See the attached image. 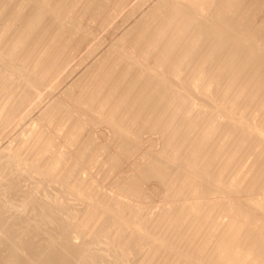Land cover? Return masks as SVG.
<instances>
[{"label": "bare ground", "instance_id": "1", "mask_svg": "<svg viewBox=\"0 0 264 264\" xmlns=\"http://www.w3.org/2000/svg\"><path fill=\"white\" fill-rule=\"evenodd\" d=\"M17 1H19L17 7L14 8V0H0V135L14 123L18 116H21L20 120L27 117L29 113L27 107H41L48 96L44 95L47 87H50L51 91L56 89L59 81L57 77L69 65L71 57L66 56L69 53L68 49L72 47L71 43L75 42V35L68 38L63 37L64 31L65 33L70 32V29L65 27V17L78 18L77 21L80 23L83 18H80V15L78 17L80 10L78 3L85 10L92 9L98 3L97 0ZM108 1L113 2L114 10L117 11L115 14H118V11L124 9L123 7L130 2V0ZM242 1L160 0L157 5L162 8V11L161 15H157L158 24L152 28L148 27L147 21L145 22L144 26L148 27L146 28L148 33H145L149 41L148 39L142 40L143 44L147 41L144 51L142 48V57H139V60L134 59L135 63L132 64L133 66L130 65L131 68L126 71V76L129 73L128 79L130 76L133 78L130 77L132 80L126 84L127 91L124 92L125 88H123L124 93L121 91L122 85L124 86V83L128 81L125 71L123 75L127 80H124L122 75L118 77V72L116 75L118 79L123 78L122 82L114 76L115 81L122 83L119 86V82H116L121 88L122 95L117 89L116 91L114 87L112 88V85L111 93L112 90L116 92L114 91L112 95L108 90L109 93H107L108 86L106 87L107 96L119 97L121 95L117 98L118 101L116 98L113 99L115 104L111 102L110 105H113V108L109 109L112 111L109 112L105 106L107 113L103 109L105 99L104 104L94 107L98 104L95 103L97 99L93 98L94 95L96 97L98 89L94 90L96 92L92 96L91 93L94 91L85 87L86 91L90 90L89 93L92 91L90 95L86 91L85 93L94 99L88 96L89 99L85 101L82 97L85 104L89 106L86 111L93 115L97 113L99 118L97 115V118L91 115L92 120L97 121L96 127L104 126L105 123L110 133H116L112 136H121V143L123 146H128L125 147L126 151L129 150L127 154L122 151L126 154H123L126 160L129 158L126 162L130 163L125 164H130L127 170H133L136 173L124 177L114 175L120 178L118 181L116 177L118 183L113 182L115 178L112 179L116 185L115 191L106 192L108 190L101 188L103 186L95 180L97 178L92 177V180L94 179L99 186L101 185L99 187L95 184L99 187L97 188L94 185L95 181L89 177L92 174H87L88 171L86 172L88 177H77L78 171L84 167L80 166L81 163L77 164L75 155L71 157L70 147H67L70 150L68 151L63 145H67V140L73 143L71 147L74 143L75 146L77 143L79 145L81 141L84 148L93 144L88 138L91 132L84 135L88 129L85 124L89 125L87 119L91 117L88 118L90 114L80 107L83 100L77 103L83 111L81 113L79 110L78 114L88 113L86 123L80 120L84 118L79 116L80 118L77 119L79 125L75 124L70 127L71 125L68 124L65 127L66 123L62 120V126L57 124L59 119H63L61 115H64L62 110L65 111V107L62 104L60 106L63 109L57 107L56 102L52 100L43 107L40 117L42 121L40 127L47 135L53 133L54 130L58 132V129H54L56 127L54 123L60 126H58L60 131L61 127H64L63 132H66L68 128L69 133L74 128L76 131L72 130L70 134H75L71 136L68 134L73 141L69 140L67 135L64 138L61 135L62 132L57 135L65 140L60 145H57L58 139H54V136L46 135L48 139L42 135L37 137L38 125L31 127L30 137L17 140V143L20 142L19 145L16 143L4 148L0 157V250L6 249L8 254H3L4 256L0 254V264H264V197L260 198L264 194V91L256 84L258 69L262 67L260 64L264 65V42L259 45L258 40L246 41L249 33L246 31L248 33L246 35V32L245 34L241 32L246 38L243 34H238L237 29L240 30L241 27H232L236 29L234 31L237 35L235 32L236 36H233L234 34L231 36L229 32L231 29L224 27L225 25L229 27L233 21L229 23L230 25L223 24L227 23V18L230 20V16L236 10L235 16L239 12L242 13L240 10H245L242 5H245L248 0L247 2L244 0L245 4H242L244 3ZM259 1L254 2L253 0L254 5L252 6L255 10ZM255 3H257L256 7H254ZM249 5L251 6L250 3ZM249 9H247L248 16L251 17L250 14L253 15V12L256 13L257 10L251 13ZM94 13L96 14V11ZM151 14L153 15V12ZM235 16L231 19L235 20ZM238 17L241 19V15ZM240 19L239 22H241ZM245 19L242 20V24L246 22ZM256 19L259 20V18ZM215 20H219V23L223 21L221 23L224 26L222 27L221 23V27L219 26L221 30L218 23L217 26L215 25ZM248 26L251 27V23ZM75 27L74 25V29ZM246 27L244 29L249 30ZM222 29L229 31L227 34H222L226 32ZM244 29L241 28L242 31ZM75 33L78 35V32ZM141 33L139 32V36ZM37 35H40V38L36 39ZM141 35L144 36L143 33ZM137 36L135 35L136 40ZM199 42L203 44L204 49L201 51L203 53L198 48ZM80 44L82 46L83 41ZM138 51H133L134 55ZM123 58L124 62L127 61L125 59L131 61V58ZM218 59H223L224 63L218 65ZM255 64H259L260 67L256 68ZM115 65H113L114 68H116ZM108 66L107 64L109 71L110 69L115 70L112 66L110 68ZM102 69L99 71H104ZM98 73H93V76ZM107 74L109 75L110 72L107 71ZM107 74L103 78H106ZM112 74L115 75V73ZM92 79L91 82H93ZM96 84L97 82L95 85L87 84L89 86L87 87H94ZM108 85H110L109 82ZM244 90L251 93V99L257 102V107H260L256 119L250 118L251 114L247 110L248 103L242 100L241 94L245 92ZM71 91L69 90L68 94ZM73 95H75L74 92ZM80 95L76 96L80 97ZM111 97H106V99L111 100ZM101 99H98V102H102ZM109 99L108 102H110ZM72 100L74 99H69L70 102ZM88 100L89 104L94 101L92 105L90 104L91 107ZM198 106L204 108L202 110L204 116L201 120H198L199 118L193 113ZM55 108L62 110L57 109L59 114L53 113ZM49 114L53 116V118L50 117L54 124L53 131L50 132L47 131V126H44L45 118L50 119ZM59 116L62 118L58 119ZM69 117L67 116V119ZM91 126L93 127V124ZM146 132L158 135L160 146L158 150L151 149L156 146V142L144 139ZM117 139L112 142L117 143ZM92 140L90 141L94 142ZM145 142L152 144L146 148ZM30 144L38 149L42 148L37 153V160L25 154L26 146ZM114 145L117 146L118 143ZM120 145H118L119 148ZM82 149L77 148L79 158L82 155L81 160L90 164L88 160L94 156L95 150H90V152L89 148L86 149V153ZM73 150H75L74 147ZM99 150L102 152V149L99 148ZM99 152L96 151L97 154ZM101 152L100 156L104 154ZM110 152H107V155ZM114 152L116 153V150ZM83 154L87 155L84 156L88 157L87 160L84 159ZM97 154L94 156L97 159L91 158L92 163L100 159L96 156ZM123 155L118 159L120 161L122 159L121 162L124 163ZM116 157L108 155L106 158L112 168L111 173L119 163ZM251 157L253 165L250 170L246 169V171L244 164L247 159L251 160ZM110 158L116 159L115 168L113 162L111 166ZM96 164H94L95 168H97ZM103 164L98 168L104 169ZM109 165L105 169H108ZM119 165L121 166L122 163L117 166ZM120 166L119 168L122 167ZM253 166L255 168L259 166L258 171L253 173ZM86 167L90 168L89 165ZM108 171L109 169L105 171L107 176L110 174ZM100 175L105 178L104 175ZM150 181H159L162 187L165 186L163 191L166 188L165 191L168 193L166 198L162 195L166 199L165 202L173 199L172 203L176 205L170 207L172 204L170 203L168 205L170 208L161 207L156 213L148 211V208L154 204H151L153 199L150 198L151 206L145 207L146 202L149 203L146 197L150 196L146 193L148 189L145 186ZM151 184H148V188ZM111 186L113 188L114 185ZM154 189L156 188H152ZM160 190L157 188L154 192ZM240 191L247 192L248 196L250 193L251 196L247 197L248 200H243V194L240 197H238L239 193L236 194ZM164 192L159 193L165 194ZM222 194L227 195H224L226 200L224 196H221ZM126 195L132 199L135 197L137 200L132 202L133 200L129 198L131 201L128 202L129 199L125 200ZM175 197L177 200L174 201ZM144 199L146 202H142ZM165 202L162 203L163 206H166ZM219 227L224 240L217 247V250L222 248V253L216 255L213 254V248L203 247L202 244L206 239V233L211 228L218 230ZM77 238H81L80 243L74 242ZM113 254L114 257H111Z\"/></svg>", "mask_w": 264, "mask_h": 264}, {"label": "rangeland", "instance_id": "2", "mask_svg": "<svg viewBox=\"0 0 264 264\" xmlns=\"http://www.w3.org/2000/svg\"><path fill=\"white\" fill-rule=\"evenodd\" d=\"M99 1H100V3H99ZM104 3H103V2ZM106 1V2H105ZM159 1L160 0H145V1H143V0H130V2L126 5V7H123L124 9H122V10H119V11H121V13H119V11H118V14H115L116 12H115V10H114V7H113V2H109L108 0H97V4H98V6H97V4H95L93 7L95 8H98V9H93V7H92V9H93V11L95 12L96 11V14L92 11V9L90 8L89 10H85L84 8H83V6H80V3H78V7H79V12H78V17H79V15H80V18H83V21L81 20V22L79 23V21H77V19L78 18H75V17H71V19H69L68 17H65V27L66 28H68V29H70L69 31L70 32H66L65 33V31H64V35H63V37H65V38H68V37H70L71 35H75V42H73V43H71L72 44V47H74V48H70V49H68V54L66 55V56H69V57H71L70 58V61H69V65L67 66V67H65V69L62 71V73L59 75V77H57V81H58V84H57V86H56V89L55 90H53V91H51V89H50V87H47V91H45V93H44V95H48V96H46V98H45V101L43 102V104L41 105V107H38V108H32V106H29V107H27V110L29 111V113H28V115H27V117L24 119V120H20V117L21 116H18L17 118H16V120L14 121V123H12L11 125H9L8 127H7V130L2 134V135H0V157H1V155H2V152H3V150H4V148L5 147H8V146H12V145H15L16 143H17V140L19 139V140H21V138H27V137H30L31 135H30V129H31V127H36V126H38L39 125V131H38V133H37V137H39V136H44L45 137V139H48V137L47 136H54L53 138L54 139H58V141H56L57 142V145H60V144H62V143H64L63 141H65L64 140V138H66V135L68 136V134L71 136V135H74V134H70V133H72V130H74V128L71 130V132H67L68 131V128H67V131L66 132H63V128L64 127H61V131H60V126H62V121L64 122V123H66L64 126L66 127V125H71L70 127H73L75 124H78L79 125V123H77V119H79L81 116V118H84V119H80V120H86L87 119V114L89 113L88 111H86L88 108H87V104H85L86 102L85 101H87V99H89V97L91 98V99H97L96 101H95V103H98V104H96V106H94V107H97V105H102V103H103V100L107 103L108 101V99L109 98H107L106 99V97H111L117 90H118V93L119 94H123L124 92H126L127 91V86H126V84H128L127 82H130L133 78H132V76H130L129 77V79H128V74H127V76H126V71L127 70H129V68H131L130 67V65L131 66H133L132 64L133 63H135L134 62V59L135 60H139V57L141 58L142 57V53H143V51H144V45H145V43H147V41H149V38H147V34L146 33H148V32H146V28H148V27H152V28H154L157 24H158V22L156 21V19L158 18L157 17V15L159 14V15H161V11H162V8L159 6V5H157L158 3H159ZM246 2H247V0H245ZM251 1V2H250ZM257 2L258 0H254V2ZM13 2V1H12ZM15 2H16V5H14L15 4ZM18 2L19 1H15L14 0V4H13V6H14V8H16L17 7V4H18ZM108 2L110 3V4H108ZM242 2H244V0L242 1ZM246 2H244V3H242V4H245ZM260 3H258V5H257V11L253 8V6H252V4L254 5V3H253V0H248V4L246 3L245 5H242V6H244V8L243 7H241V8H243V9H245V10H240V11H242V13L244 12V14H242L241 12H239V13H237V15L238 16H240L241 15V19H240V17H238L237 15L235 16V12L237 11H235L234 12V16L237 18H234L235 20H232L231 19V17L233 18L234 16L232 15V16H230V20H229V18H227L228 20H226V18H224V20H226L227 21V23L226 22H224L223 24L225 25V24H229L230 22H232L233 21V23H238L239 24V26H238V24L236 25V24H234L233 25V23H230V24H232V25H230L229 27L228 26H226L225 25V27L224 28H226V29H231V31H229L230 32V34H231V36H232V34H234L236 31H234V30H236V29H234V28H238V27H241L242 29H244L245 27H246V25H247V27H248V29L249 30H247V29H244L243 31L241 30V28H240V30L239 29H237V31H239L238 32V34H240L241 32H243L244 34H245V32L246 31H248V33L246 32V35L248 34V38L246 39V41H249V40H258V44L260 45V44H262L264 41V30L262 31V29L264 28V0H260L259 1ZM249 3L251 4V6L249 5ZM262 3V4H261ZM100 4V5H99ZM108 4V5H107ZM256 4L257 3H255V6L254 7H256ZM81 5H83V4H81ZM105 5V6H104ZM158 6V8H157V6ZM249 6V7H248ZM82 7V8H81ZM101 7V8H100ZM246 7H247V9H249V8H251V9H253V10H255L256 11V13L255 12H253V10L252 11H250V9H249V12H253V15L252 14H250V16L251 17H249L248 15H249V13H248V10L246 9ZM259 7H261V8H259ZM13 8V9H14ZM157 8V9H156ZM159 8L161 9V10H159ZM84 9V10H83ZM113 9V10H112ZM153 9H155L156 10V12H155V10H153ZM81 10H82V12L84 13H82L81 12ZM101 10V11H100ZM105 10V11H104ZM160 12H158V11ZM87 11H89V12H87ZM90 11H91V13H90ZM98 11V12H97ZM123 11V12H122ZM81 12V13H80ZM85 12H86V14H85ZM153 12V15L151 14ZM246 12V13H245ZM80 13V14H79ZM90 13V14H89ZM98 13V14H97ZM100 13V14H99ZM88 14V15H87ZM156 16H155V15ZM256 14V15H255ZM82 15H84L83 17H81ZM95 15H97L96 17H95ZM158 15V16H159ZM242 15H244L243 16V18L246 20V22H247V24H246V22H243V24H242V20H244L243 18H242ZM105 16V17H104ZM149 16H151L150 18H149ZM154 16V18H152ZM215 16H216V13H215ZM246 16V17H245ZM253 16V17H252ZM85 17V18H84ZM100 17V18H99ZM247 17H248V19H251V20H248L247 19ZM252 18H254V20H252ZM256 18H259V20L258 19H256ZM151 19H152V21H151ZM239 19H240V21L241 22H239ZM70 22H69V21ZM220 20V19H219ZM219 20H215L216 21V26H217V23L219 24L218 25V27L220 26V23L221 22H223V21H221L220 23H219ZM221 20H223V19H221ZM103 21V22H102ZM147 21V22H146ZM148 21H149V24H148ZM235 21V22H234ZM237 21V22H236ZM252 21V22H251ZM258 21V22H257ZM68 22V23H67ZM72 22V23H71ZM75 22V23H74ZM147 23V25H148V27H146V26H144V24L146 25V23ZM152 22V23H151ZM248 22H250L251 23V27H249L248 26V24L250 25V23H248ZM215 23V22H214ZM241 23V24H240ZM261 23V24H260ZM68 24H70L71 26H69ZM79 24V25H78ZM141 26H140V25ZM143 24V25H142ZM222 24V23H221ZM222 24V27L224 26ZM244 24H245V26H244ZM254 24V25H253ZM74 25L76 26L75 27V29H74ZM82 25V26H81ZM139 25V26H138ZM241 25V26H240ZM253 26V27H252ZM256 26H260V27H256ZM77 27H78V29H77ZM137 27V28H136ZM139 27V28H138ZM141 27H143L142 29L143 30H141ZM145 27V28H144ZM221 27V26H220ZM219 27V29L221 30V28ZM228 27V28H227ZM231 27V28H230ZM232 27H234V28H232ZM246 27V28H247ZM262 27V28H261ZM73 28V29H72ZM86 28V29H85ZM255 28H257V31H255ZM259 28H260V30H259ZM72 29V30H71ZM80 29H82V30H80ZM136 29V30H135ZM139 29L142 31V33H143V37H142V33H141V31H139ZM75 30V31H74ZM78 30V31H77ZM79 30H80V32H79ZM134 32H133V31ZM138 30V31H137ZM145 30V31H144ZM223 30V29H222ZM225 30V29H224ZM223 30V31H224ZM71 31H74V32H72L71 33ZM89 31V32H88ZM130 31H132V32H130ZM144 31V32H143ZM226 31V30H225ZM228 31H226V32H222V34L223 33H228ZM232 31H234L233 33H232ZM75 32H78V35H76L77 33H75ZM83 32V33H82ZM136 32V33H135ZM139 32L141 33L140 34V36L143 38H141L140 36H139ZM146 32V33H145ZM71 33V34H70ZM82 33V34H81ZM87 33H89V34H87ZM133 33H134V36H132L133 35ZM138 33V34H137ZM243 33H241V34H243ZM86 34H87V36H86ZM229 34V35H230ZM240 34V35H241ZM243 34V35H244ZM66 35V36H65ZM135 35L137 36H139V38L141 39V41L143 40L144 41V39H148L144 44H143V41L141 42L140 41V39L138 38V36H137V40H136V37H135ZM145 35H146V37H145ZM149 35V34H148ZM236 35H237V32H236ZM235 34L233 35V36H236ZM240 35H238L239 37H240ZM130 36H132V37H130ZM237 36V37H238ZM134 37V38H133ZM149 37V36H148ZM243 37H245L246 38V36L244 35ZM38 38H40V35H37V37H36V39H38ZM64 38V39H65ZM124 40H123V39ZM73 39V38H72ZM120 39H122V40H120ZM130 39H131V41H130ZM134 39H135V43H134ZM78 40V41H77ZM121 42H120V41ZM80 41V42H79ZM82 41H83V45L82 46H80L81 44L80 43H82ZM123 41H125V42H123ZM127 41H129V42H131V43H127ZM132 41H133V45H132ZM141 43H140V42ZM124 44V45H120V44ZM74 44V45H73ZM127 44V45H126ZM128 44H130V45H128ZM135 44L137 45V46H135ZM138 44H140V45H138ZM141 44H142V47H141ZM79 45V46H78ZM119 46H121V48L119 47ZM76 47V48H75ZM120 49H119V48ZM123 47V48H122ZM129 47V48H128ZM135 47V48H134ZM137 47H140L139 49L141 50V54H140V50L137 48ZM119 50H118V49ZM142 48H143V51H142ZM198 48H199V50H200V52L201 51H203V49H204V47H203V44H202V42H199L198 43ZM74 49V50H73ZM78 49V50H77ZM116 49V50H115ZM130 49H133V50H130ZM136 49V50H135ZM139 51H138V50ZM77 50V51H76ZM206 50V49H205ZM71 51H73V52H71ZM119 51V52H118ZM132 51V52H131ZM133 51L135 52V51H138V52H136L135 53V55H134V53H133ZM71 52V53H70ZM118 52V53H117ZM122 52V53H121ZM128 52H129V54H128ZM133 53V54H132ZM201 53H203V52H201ZM133 56H132V55ZM141 56H140V55ZM124 55V56H123ZM116 56V57H115ZM120 56V57H119ZM137 56H138V58H137ZM68 57V58H69ZM119 59H118V58ZM123 57H125V58H131V61H133V62H131L130 61V59H125V61L126 62H124V58ZM133 57V58H132ZM122 58V59H121ZM137 58V59H136ZM129 60V61H128ZM119 61V62H118ZM123 61V62H122ZM186 61H188V59H186ZM118 62V63H117ZM121 62H122V64H121ZM128 62H130L129 64H127ZM109 65L108 67L110 68V66H112V68H114L113 67V65H115V64H118V65H115V67L116 68H114L115 70H112V69H110V71H109V69L107 68V64ZM120 63V64H119ZM123 63H125V64H123ZM217 63H218V65H222L223 63H224V60L223 59H218L217 60ZM113 64V65H112ZM106 65V66H105ZM127 65V66H126ZM105 66V67H104ZM120 66H122V67H120ZM129 66V67H128ZM255 66H256V68H258V67H260V66H262L260 69H258V71H259V75H258V79H257V81H256V84H258V86L260 87V88H262L263 89V91H264V70H262V69H264L263 67H264V65L263 64H260V66H259V64H255ZM120 67V68H119ZM124 67H126L125 69H124ZM103 68V69H102ZM105 68V69H104ZM117 68H119V70L117 69ZM104 70V71H99V70ZM122 69V71H120ZM105 70H106V72H105ZM111 70L113 71V72H111ZM118 70V71H117ZM107 71H108V73L110 72V74L108 75L107 74ZM125 71V76H126V78L128 79V81H126V83H124L125 85L123 86L122 85V89L121 88H119L118 86H117V84H116V82L118 83L119 81L118 80H122L123 78H121V79H118V77H124V80L126 79L125 78V76L123 75L124 72ZM97 72H99L97 75H94L93 76V73H97ZM118 72V73H117ZM122 72V73H121ZM85 73H87V74H85ZM102 73V74H101ZM104 73V74H103ZM111 73H115V75L114 74H112L111 75ZM116 73L119 75L118 77H117V75H116ZM83 74H85L84 76H83ZM106 74H107V77L106 78H103V77H105L106 76ZM120 75H122V76H120ZM87 76V77H86ZM110 76H111V79H113V80H111L110 79ZM114 76H116L117 77V79L118 80H116L115 81V77ZM82 77V78H81ZM95 79H94V78ZM98 77V78H97ZM80 78L82 79V80H80ZM83 78H85L84 80H83ZM93 78V79H92ZM102 80H101V79ZM89 79V80H88ZM91 79L93 80V82H91ZM98 79V80H97ZM101 80V84H100V80ZM104 79H106L105 81H104V85H102L103 84V80ZM109 81H108V80ZM126 79V80H127ZM95 80H97V81H95ZM130 80V81H129ZM84 81V82H83ZM88 81V82H87ZM94 81H95V83L97 82V84H96V86H94V87H97V88H94V87H90V88H88L90 85H95V83H94ZM98 81H99V83H98ZM109 82V84L110 85H108V82ZM113 81V82H112ZM91 82V83H90ZM107 82V83H106ZM122 82V81H121ZM121 82H119L118 84H119V86L122 84ZM83 83V84H82ZM84 83H86V84H84ZM89 83H90V85H89ZM114 83V84H113ZM89 86H88V85ZM86 85V86H85ZM111 85H112V88L114 87L115 88V90H112L113 92L111 93V90H110V88H111ZM88 86V87H87ZM101 86V88H102V90H101V88H99ZM103 86V87H102ZM105 86V87H104ZM108 86V87H107ZM117 86V87H116ZM126 86V87H125ZM90 89V90H92V91H94L95 89H98V90H96V91H94V92H90L91 93V95L93 96L94 94H95V92L97 93L96 94V97H95V95H94V97L92 98V96H89L90 95V93H89V91L90 90H88V91H86L87 89ZM106 87L108 88L107 89V93H109L108 92V90L110 91V93L112 94H110L111 96H107L108 94L106 93ZM94 88V89H93ZM119 88V89H118ZM123 88H125L126 90L124 91V89ZM71 91L70 92V94H68L69 92V90ZM120 89H121V91L123 92H121L120 91ZM103 90H104V93H105V95H104V93H102L103 92ZM85 91L89 94V95H87V93H85ZM98 91H99V95H98ZM245 92L244 93H242L241 94V96H242V100L244 101V102H246V103H248L247 104V110H248V112L251 114V116H250V118L251 119H253V118H255L256 119V117L259 115V112H260V107H257V102L256 101H254V100H252L251 99V97H250V95H251V93L249 92V91H247V90H244ZM73 92L75 93V95H73ZM121 92V93H120ZM77 93V94H76ZM83 93H85V95L83 94ZM81 94V95H80ZM101 94H103V95H101ZM107 94V95H106ZM119 94H116V95H119ZM76 95H80V97H78V96H76ZM83 95V96H82ZM121 95H119V97H121ZM71 96H72V98H71ZM84 96H86V97H84ZM89 96V97H88ZM98 96H100V97H98ZM102 96V97H101ZM103 96H105V97H103ZM70 97V98H69ZM76 97V98H75ZM82 97H83V99H85V101L82 99ZM88 97V98H87ZM98 97V98H97ZM119 97H115V95L113 96V97H111L112 99V101L110 100V102H108V104H104V105H102L103 106V109L105 110V108L107 109V110H109V112H111L112 111V109H109V108H113V105H110L111 104V102H112V104H115V103H113V99H115L116 98V100H117V98H119ZM77 98H79L78 100H77ZM81 98V99H80ZM101 98H103V99H101ZM69 99L71 100V99H74V100H72L71 102L69 101ZM90 99V100H91ZM93 99V100H94ZM98 99H101L102 100V102H98ZM55 101L56 102V105H57V107H61L62 105H63V107H65L64 109H65V111H63L62 109H63V107H61L62 109H59V108H55L54 110L56 111H52L53 113H58V111H57V109H59V111L60 110H62V113L64 112V115H61L62 117H63V119H59V118H62V117H58V119L60 120H58L57 121V124H61L59 127L57 126V124L56 123H54L55 124V126L57 127H55L54 129H58L57 131L58 132H56L55 130H54V132L52 133V134H55V135H52L51 133H49L50 131H53V126H54V124H52V118H53V116L52 115H54L52 112V115H50L49 114V117L50 116H52V118L50 117V119L49 118H47V120H46V118H45V123H44V126L48 129L47 131H49L48 133H49V135H47V134H45L44 133V129L42 128V127H40V125L42 124V121H40V117H41V115H42V113H43V107L44 106H46V105H48V103L50 102V101ZM83 100V101H82ZM92 100V101H93ZM116 100H114L115 102H116ZM82 101V102H81ZM118 101V100H117ZM199 101V100H198ZM254 101V102H253ZM59 102V103H58ZM72 102H76V103H72ZM81 102V103H80ZM89 100H88V104H89ZM94 102V101H93ZM93 102H91L90 104L92 105V103ZM77 103H80L79 105H80V107L83 109V111H86V112H88V113H83V114H85V115H83V114H78V111L81 109V108H79L78 107V104ZM82 103H83V105H82ZM94 103V104H95ZM199 103H200V101H199ZM62 104V105H61ZM89 104V105H90ZM61 105V106H60ZM73 105V106H72ZM91 105H90V107H91ZM85 106V107H84ZM104 106H105V108H104ZM111 106V107H110ZM204 106V105H203ZM89 107V106H88ZM108 107V108H107ZM77 108V109H76ZM79 108V109H78ZM87 108V109H86ZM204 108H205V106H204ZM204 108H201L200 106H198L197 108H196V110H194L193 111V113H194V115L197 117V118H199L198 120H201V119H203V112H202V110H204ZM69 109L71 110V111H69ZM75 109H76V111H77V113H76V111H75ZM107 110H105V112L107 113ZM74 111V112H73ZM82 110H80V112L82 113L83 112ZM138 111V110H137ZM67 112V113H66ZM72 113V115H71V113ZM61 113V114H62ZM138 113H139V111H138ZM59 114V113H58ZM76 114H78L77 115V118H76ZM90 114V116L88 115V118L89 117H91V115H92V117L95 115V113H94V115L93 114H91V113H89ZM22 115V114H21ZM65 115H66V117H65ZM96 115H97V113H96ZM96 115L94 116L95 118H97L98 117V115H97V117H96ZM67 116L69 117V116H71V117H69L68 119H67ZM80 116V117H79ZM84 116V117H83ZM79 117V118H78ZM90 118V119H87V122H88V126H86V121L84 122V121H82V122H84V123H86L85 124V127H88V129H87V131H85V133H84V135L85 134H89L88 132H91V136H89V135H87V136H89L88 138H90L89 139V142L90 143H93L92 144V146H91V144H90V146L88 147V146H86L85 148L82 146V141L80 142V144L79 145H81V146H79L78 145V143L76 144V146H75V143H74V149L75 150H73V147H71L72 145H73V143L71 144L68 140V142L66 141V144L67 145H65V144H63L64 146H65V149L66 150H68V146L70 147L69 149L70 150H72V152H71V154H72V158L74 157L73 155H75V161L77 162V164L78 165H80V163H81V165L80 166H82V167H84V168H82V170H79L78 171V175H77V177H79V176H84V177H86L87 175H86V172H87V174H92L91 176H89L90 177V179L93 177V178H97V179H95L99 184H101L103 187H101V188H104V190H108V191H106V192H113V191H115L116 190V185L113 183V182H115V181H117V179H118V181H119V179L120 178H118L117 176L119 175V177L120 176H122V177H124L125 175H131V174H136V173H134V171L133 170H130V171H128L127 170V168H130V167H128V165H130V164H127V165H125L126 163H130V162H126V161H128L129 160V158L126 160V157H124V155H126L128 152H129V150L128 151H126L127 149H125V147H128L127 145L125 146H123V144L121 143L122 141H121V136H120V138H119V136H117L116 135V137H115V135L114 136H112V134H114V133H110V130H109V127H107V125L104 123V126L103 125H100V126H95L96 125V122L94 121V120H92L93 118ZM66 118V119H65ZM71 118V119H70ZM94 118V119H95ZM99 118V117H98ZM69 119H70V121H69ZM48 120H50V122L48 121ZM56 120H57V118H56ZM62 120V121H61ZM92 120V121H91ZM46 121H48L47 122V124H46ZM67 121H69L68 123H67ZM90 121V122H89ZM93 122V123H92ZM46 124V125H45ZM93 124V127H94V129H92L93 127L91 126V125ZM49 125H51V127L49 128ZM80 125H83L82 123H80ZM89 126H91V127H89ZM44 127V128H45ZM78 127V126H77ZM108 128V129H107ZM66 130V128L64 129V131ZM74 131H76V130H74ZM73 131V132H74ZM60 132V133H59ZM61 132H62V134H61ZM51 134V135H50ZM63 135V137H61L60 138V136H57V135ZM116 134V133H115ZM150 134V135H149ZM47 135V136H46ZM93 135V136H92ZM145 136H143L144 137V139L145 140H151V142L152 141H154V143L156 142V146H153V145H151V146H153L151 149L152 150H158V148H160V146H159V138H158V135L157 134H152V133H148V132H146L145 134H144ZM149 135V136H148ZM154 135H157V136H154ZM124 136V135H123ZM59 137V138H58ZM91 137H93V138H91ZM113 137H114V139H113ZM149 137V138H148ZM117 138H119V139H117ZM154 138V139H153ZM68 139L70 140L71 138H69V136H68ZM91 139H93L94 140V142H91L90 140ZM115 139H117L118 141H117V143H118V145H120V144H122V146L120 145V148H119V146L117 145V143L116 142H112V141H114ZM72 140V139H71ZM92 140V141H93ZM73 141V140H72ZM119 142H120V144H119ZM150 142V141H149ZM147 143V142H145L146 144H145V147L146 148H149L150 147V145L149 144H152V143ZM20 144V142L19 143H17L16 145H19ZM71 144V145H70ZM114 144H116L117 146H115ZM78 145V146H77ZM88 145H89V143H88ZM104 145H107V147H104ZM113 147H112V146ZM63 146V147H64ZM110 146V147H109ZM114 146H115V148H114ZM62 147V148H63ZM78 148V150H81L82 148V151H86V153H87V150L89 149V151L90 150H95L94 151V153L95 154H97L96 153V151L98 150V151H100L101 152V150H99V148L100 149H102V152L101 153H104V154H101L102 156H100V152L96 155V156H99L100 157V159H101V161H99L100 159L98 158V163L96 164V163H92L91 161H92V159L91 158H94V159H97V158H95L94 156H95V154H93L94 156H91V158H89L90 160H88V161H90V164H89V162H85L84 160H81V159H83V158H81L82 157V151L80 152L81 154V157L79 158V152L77 151V148ZM113 148V150H112V148ZM121 147H123V149L121 150ZM79 148H81V149H79ZM104 148H106V150L107 149H109V150H104ZM118 148H119V150H118ZM153 148H155V149H153ZM42 148H40V149H38V148H36V147H34L32 144H30V145H27L26 146V155H29L30 157H32V159L33 160H37L38 159V156H37V153H38V151H40ZM64 149V148H63ZM87 149V150H86ZM111 149V150H110ZM116 150V153H118V155L114 152L115 150ZM125 149V150H124ZM65 150V151H66ZM70 150H68V151H70ZM120 152H118V151ZM121 150V151H120ZM74 151H76V152H74ZM110 151H112V152H110ZM122 151L124 152V153H126V154H124V153H122ZM91 152V151H90ZM105 152H106V154H105ZM107 152L109 153L110 152V154H108L109 155V157L112 155V157H116V155H117V157H116V159H118V158H121V155H123V157L125 158V160H124V158H123V160L125 161L124 163L123 162H121L122 161V159H121V161L118 159L117 161L119 162L118 164H121L122 163V167L121 168H119V166H117L115 163H117V161L115 162V160L116 159H113V158H110V160H109V162H110V164H111V162H113V166H114V168H115V165H116V167L117 168H115L113 171H112V173H113V175H112V173L110 172V169H112L111 167H110V165L108 164V160L106 159L107 157H108V155H107ZM73 153H75V154H73ZM78 155H77V154ZM112 153V154H111ZM113 154H116L115 156L113 155ZM70 155V154H69ZM79 158V159H77V157ZM84 156H87L86 154H83V157ZM119 156V157H118ZM136 157V156H135ZM70 158V157H69ZM86 158H88V157H84V159H86ZM94 159H93V162H95L94 161ZM109 159V158H108ZM112 159H113V161H112ZM80 160V161H79ZM87 160V159H86ZM105 160V161H104ZM82 161V162H81ZM252 161V157H251V160L250 159H247L246 160V162H245V164H244V168H245V170L247 169V170H250V167H252V165H253V161L250 163V162ZM86 163L84 166H83V163ZM106 162H107V164H106ZM121 162V163H120ZM92 163V164H91ZM99 163H101V164H99ZM104 163V164H103ZM249 163H250V166H249ZM94 164H96L97 166V168H95V165ZM102 164L104 165L103 166V168L104 169H102V168H98V166L99 165H101L102 166ZM90 166V168H88V167H86V166ZM91 165H94V166H92L91 167ZM106 165V166H105ZM107 165H109L108 167V169H109V175L107 176V173L105 172L106 170H108V169H105L106 167H107ZM125 166V168H124V166ZM111 166H112V164H111ZM256 166V165H255ZM93 167H94V169H93ZM248 167V168H247ZM259 167V166H258ZM258 167L257 168H255L254 166H253V168H252V170H253V173L255 172V171H258ZM86 168V169H85ZM87 168H88V170H87ZM120 170H119V169ZM83 169H85V170H83ZM91 169V170H90ZM116 169H118V170H116ZM257 169V170H256ZM103 170H105V171H103ZM117 171V173H116V171ZM246 170V171H247ZM101 171H103V173L101 172ZM132 171V172H131ZM101 172V173H100ZM105 172V173H104ZM102 174V175H104L105 176V178L103 177V176H101L100 174ZM115 173V174H114ZM120 173V174H119ZM97 175V176H96ZM114 175H117V176H114ZM32 176H34V174L32 175ZM113 178H112V177ZM88 177V176H87ZM99 177V178H98ZM116 177H117V179H116ZM116 180H115V179ZM112 179H114V181L112 180ZM92 180V179H91ZM94 179L92 180V181H95ZM100 180V181H99ZM96 181H95V183H94V185L96 184V185H98L99 186V184L98 183H96ZM104 183H103V182ZM113 181V182H112ZM118 181H117V183H118ZM90 182V181H89ZM100 182H102V183H100ZM110 183H111V185L113 184L114 186H115V189H113L114 188V186H113V188H111L112 186L110 185ZM152 183V184H151ZM155 185H154V184ZM157 183V184H156ZM148 184H151L150 186H149V188L151 187V186H153V187H151L150 189V191H149V188H148ZM148 184H147V186H145L146 185V183L144 184V186H145V188H147L148 190L146 191V193L147 194H149L150 196H148L147 194H146V196H148V197H146L147 199L146 200H149L150 198H152L151 200H152V202L149 200V203H148V201L146 202V200L144 199V201H142V202H146V205L147 206H145L146 208L147 207H149V206H151L150 205V202H151V204L152 203H154V204H152V206H151V208L149 209L148 208V211L150 210V212L151 213H156V212H158L160 209H161V207H164L165 209H168V208H170L171 206H173L175 203H172L173 202V199H171V200H168V198H167V200L169 201H167V202H165V198H166V195L168 194V193H166L167 191H165L166 190V188L164 189V191H163V188L165 187V186H163L162 187V185H160L159 184V181H157V182H153V181H150V183L148 182ZM95 185V186H96ZM100 185V186H101ZM158 187H157V186ZM98 186H96L97 188H99ZM106 187V189H105V187ZM156 186V187H155ZM160 186V187H159ZM95 187V188H96ZM109 188V189H108ZM110 188L112 189L111 191H110ZM152 188H156V189H154V190H152ZM157 188H158V190H160V191H158V192H154V191H156L157 190ZM262 191H263V188L261 189ZM260 191V190H259ZM258 191V192H259ZM159 192H164L165 194H163V193H159ZM264 192V191H263ZM263 192H261V193H263ZM158 193V194H157ZM238 193H239V196L238 197H240V195L242 196V194H243V196L245 197H243L242 196V199L243 200H245V199H247L248 200V198L247 197H249V196H251L250 195V193H249V196H248V193L247 192H236V194L238 195ZM247 194V196H245L246 194ZM161 194V195H160ZM245 194V195H244ZM160 195V196H159ZM162 195H165V198H163V196ZM225 194H222L221 196L223 197ZM262 195V194H261ZM260 195V196H261ZM264 195V194H263ZM259 196L260 198H262V197H264V196ZM132 196V195H131ZM162 196V197H161ZM225 196H227V195H225ZM225 196H224V199H225ZM76 197V196H75ZM125 197H126V199H125ZM123 199H125L126 201H127V199H129L130 197H129V195H126ZM160 197V198H159ZM179 197V196H178ZM177 197V198H178ZM78 198V197H77ZM163 198V199H162ZM131 200H133L132 202H134L135 200H137V199H135V197L132 199V197L130 198ZM128 200V202L129 201H131V200ZM160 201H159V200ZM162 199V200H161ZM169 199H170V197H169ZM180 199H181V197H180ZM157 200V201H156ZM164 200V202H165V204H166V206H163L162 205V203L164 204V202H162ZM175 200H177L176 199V197H175V199H174V201ZM226 200V199H225ZM178 201H179V199H178ZM177 201V202H178ZM228 201V200H227ZM232 201V200H231ZM234 201V200H233ZM232 201V202H233ZM161 203V205H159L160 203ZM179 202H181V201H179ZM178 202V203H179ZM169 203V204H168ZM170 203H172L171 205H170ZM177 203V204H178ZM183 203V202H182ZM180 204V203H179ZM149 205V206H148ZM168 205H170V207H168ZM176 205V204H175ZM163 208V209H164ZM163 212H165V210H163ZM159 214H161L160 212H159ZM163 214V213H162ZM225 220V219H224ZM222 230H221V228L219 227L218 228V230L215 228H211L209 231H208V233H206V239L203 241L204 243L202 244V246L203 247H210V248H213V254H216V255H218L219 253L221 254L222 253V248H220V250H217V247H218V244L219 243H221L224 239H222ZM80 241H81V238H77V239H75L74 240V242L75 243H80ZM0 254L1 255H3V254H8V251L6 250V249H1L0 250ZM227 254V253H226ZM229 254H232L231 252H229ZM4 256V255H3ZM111 257H114V254L111 256Z\"/></svg>", "mask_w": 264, "mask_h": 264}]
</instances>
